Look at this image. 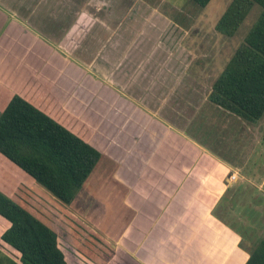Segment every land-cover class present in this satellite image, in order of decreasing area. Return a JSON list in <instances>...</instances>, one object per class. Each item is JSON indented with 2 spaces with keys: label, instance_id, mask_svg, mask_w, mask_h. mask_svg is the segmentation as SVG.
<instances>
[{
  "label": "rangeland",
  "instance_id": "374dc122",
  "mask_svg": "<svg viewBox=\"0 0 264 264\" xmlns=\"http://www.w3.org/2000/svg\"><path fill=\"white\" fill-rule=\"evenodd\" d=\"M230 2L210 0L200 8L191 0H0V40L20 20L29 31L26 39L37 42L25 41L24 46L19 45L21 49L16 43L9 48L12 52L0 58V111L12 93L25 91L30 95L36 90L34 97L43 103L40 107L46 113L102 149L100 163L70 204L57 200L0 157V181L9 195L2 189L0 192L58 232L69 264H112L107 260L111 255L110 233L121 230L130 217L131 211L123 202L127 186L114 180L118 165L114 147L129 145L128 138L121 135L128 130L127 113L122 111L125 108L116 93L134 100L145 112L162 119L170 131L179 136L183 133L185 139L220 159L228 175L237 174L211 212L231 232L233 258L237 253L249 254L264 238V113L249 122L208 100L212 82L261 10L253 5L236 33L227 37L214 26ZM49 50L57 58L46 62ZM61 57L79 68L87 65L96 80L85 79L81 103L59 93L64 83L55 80L61 77ZM26 65L30 68H24ZM42 69L54 79H49L52 91L67 100H61L68 103L62 110L40 94L46 85L39 81L22 88L29 71L44 82ZM71 74L75 75L73 80L69 78L73 83L80 82L81 74L72 71L67 77ZM97 80L110 89L97 95ZM79 123L85 129L78 128ZM169 138L175 145L167 151L171 162L180 166L193 158L189 152L180 153L184 147L189 149L180 138H175L177 143L171 135ZM8 225L0 216V235ZM67 242L76 249L80 262L75 259L74 263L63 248L69 246ZM15 256L16 251L0 238L2 264Z\"/></svg>",
  "mask_w": 264,
  "mask_h": 264
},
{
  "label": "crops",
  "instance_id": "0c3cea01",
  "mask_svg": "<svg viewBox=\"0 0 264 264\" xmlns=\"http://www.w3.org/2000/svg\"><path fill=\"white\" fill-rule=\"evenodd\" d=\"M1 14L6 17L3 12ZM19 22L12 24L10 32L7 31L4 40H0V48L4 49V53L0 54L1 59L7 51L12 52L9 48L15 46L16 43L17 46H24L25 41H28L29 44H37V42L26 39L29 32L26 31V23L24 21L22 23L20 20ZM17 32H20V34ZM50 51L52 50L47 51L49 58L46 62L57 58L55 52L50 54ZM58 61L62 73L60 74L61 77L58 76L59 78L57 77L55 81H58L59 84L60 82L64 83L61 84L63 87L60 88L59 93H62L69 100L81 103L80 96L87 87L84 84L85 79L87 81L93 80L92 75L85 67L87 65H82L83 67L79 68V66H74L62 57ZM26 67L27 69L30 68L29 65L24 66V68ZM46 67H49V65L44 68ZM65 68H68V71L62 70ZM41 71L40 73L45 78L44 82L29 71L28 75L26 74V77L23 78L24 85L22 88H25L24 86L31 87L39 81L40 84L46 85L40 91V94L44 93L45 97H49V102L58 105V108L62 110L68 104H63L67 100H62L63 96L52 91L49 79L52 81L54 79L48 77L43 69ZM72 71L81 74L80 82H72V77H75V75L71 74L70 77H67V74ZM69 78H72V80ZM97 82L94 87L97 95L103 89H110L107 84L100 83L98 80ZM68 83H70V86L66 85ZM17 92L12 93V95L19 94L29 102H31V99L38 102L37 96L34 97L36 90L30 95L25 91L22 93ZM116 95L125 108L122 111L127 113L124 119L126 123L128 122V130L125 133L121 131V135H123L124 140L128 138L129 145L124 143L122 146L119 142L120 146L114 147L117 149L115 151L118 154L114 158L118 162V165L115 164L116 168H114V180L127 186L123 202L128 206L131 213L121 230L110 233L112 241L111 247H109L111 255L108 256V262L112 264H244L249 254L245 252V255L240 256L237 253V256L233 258L230 254V248H232L231 232L225 224H222L211 213L214 205L222 200L223 193L228 187L226 183L228 175L226 164L200 145L185 139L183 133L184 136L182 134L179 136L170 131L168 125L162 119L145 112L138 107L134 100L127 98L125 95L117 93ZM61 100L64 102L62 103ZM96 100L98 101V98ZM34 102L31 103L43 110L40 107V104H43L42 102H38L39 106ZM123 112L121 116H124ZM56 120L59 121L60 119L57 118ZM59 122L62 123L61 120ZM79 127L84 128L80 123ZM120 127L122 126L120 125ZM169 135L173 137L176 143L179 142L177 139L180 138L184 146L189 147L187 149L183 146L184 148L180 149V153L185 151V153L189 152L194 155L191 160L180 162V166L174 161L171 162L170 154L167 151L174 149L175 145L170 142ZM86 141L102 153L101 148L87 139ZM131 145L136 148H130ZM164 147L166 151H163ZM0 157L20 171L17 166L1 154ZM171 157L173 156L171 155ZM135 165H139V167L135 168ZM178 172H180V176ZM193 172H197L198 175L191 176ZM2 184L3 181H0V189L6 192L7 188ZM52 229L54 230V228ZM54 231L62 250L58 232ZM67 243L69 246L66 245L63 248L69 253L72 261L77 263L76 260L79 261L80 259L77 251L74 246L69 242ZM62 252L66 263L69 264L65 252L63 250ZM120 257L121 259H119ZM96 264L104 263L99 261Z\"/></svg>",
  "mask_w": 264,
  "mask_h": 264
},
{
  "label": "trees",
  "instance_id": "16d2710c",
  "mask_svg": "<svg viewBox=\"0 0 264 264\" xmlns=\"http://www.w3.org/2000/svg\"><path fill=\"white\" fill-rule=\"evenodd\" d=\"M191 1L203 8L210 0ZM253 5L260 13L208 94L212 104L249 122L264 113V0H231L214 26L233 36ZM0 154L63 204L72 202L101 157L96 147L19 94L0 112ZM0 216L9 223L0 238L16 251L8 264H67L56 232L2 192ZM244 264H264V238Z\"/></svg>",
  "mask_w": 264,
  "mask_h": 264
},
{
  "label": "built area",
  "instance_id": "2783aa9c",
  "mask_svg": "<svg viewBox=\"0 0 264 264\" xmlns=\"http://www.w3.org/2000/svg\"><path fill=\"white\" fill-rule=\"evenodd\" d=\"M237 179V174L236 173H230L227 178H226V183L228 185H231L234 181Z\"/></svg>",
  "mask_w": 264,
  "mask_h": 264
}]
</instances>
